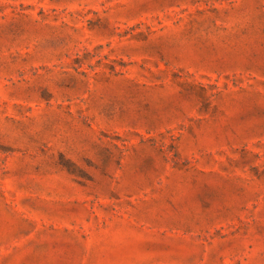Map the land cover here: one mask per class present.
Masks as SVG:
<instances>
[{
	"label": "rangeland",
	"instance_id": "rangeland-1",
	"mask_svg": "<svg viewBox=\"0 0 264 264\" xmlns=\"http://www.w3.org/2000/svg\"><path fill=\"white\" fill-rule=\"evenodd\" d=\"M0 264H264V0H0Z\"/></svg>",
	"mask_w": 264,
	"mask_h": 264
}]
</instances>
